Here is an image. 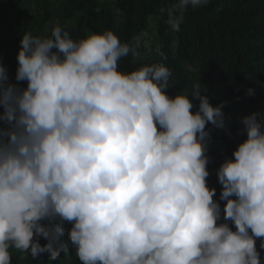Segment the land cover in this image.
<instances>
[{
  "label": "clouds",
  "instance_id": "1",
  "mask_svg": "<svg viewBox=\"0 0 264 264\" xmlns=\"http://www.w3.org/2000/svg\"><path fill=\"white\" fill-rule=\"evenodd\" d=\"M207 4L178 0L168 25L179 31L186 9ZM144 35L74 39L57 23L20 40L26 87L0 64V264L11 249L55 261L70 248L80 264H262L264 116L243 117L246 139L216 171L221 208L207 126L227 130L224 105L199 83L169 96L161 62L121 71Z\"/></svg>",
  "mask_w": 264,
  "mask_h": 264
},
{
  "label": "trees",
  "instance_id": "2",
  "mask_svg": "<svg viewBox=\"0 0 264 264\" xmlns=\"http://www.w3.org/2000/svg\"><path fill=\"white\" fill-rule=\"evenodd\" d=\"M117 1L122 8L118 20L112 5L103 0H34L37 16L30 15L25 0H0V64L8 69L9 82L26 86V82L15 80L23 35L42 37L47 29L51 35L55 22L62 27L81 15L87 33L111 30L122 42L144 33L139 56L123 58L121 71L161 62L172 71L169 96L182 89L191 91L199 83L213 106L224 105L227 130L207 126L211 129L208 186L216 188L214 199L223 208L216 171L246 139V134H241L243 117L254 112L264 116V0H208L207 6L185 10L179 31L167 23L168 9L178 0ZM80 38L82 35L74 37ZM249 89L254 95H249ZM193 103L198 106L199 101ZM65 228L70 229L71 224L65 223ZM61 239L67 241V232ZM39 243L44 246L47 241L41 237ZM259 243L258 239L264 264ZM10 251L12 264H80L74 248L69 256L61 252L55 261L48 253L33 259L15 249Z\"/></svg>",
  "mask_w": 264,
  "mask_h": 264
},
{
  "label": "rangeland",
  "instance_id": "3",
  "mask_svg": "<svg viewBox=\"0 0 264 264\" xmlns=\"http://www.w3.org/2000/svg\"><path fill=\"white\" fill-rule=\"evenodd\" d=\"M26 1V7L30 11L31 16H37L38 12L36 10L34 0H25ZM112 5L114 10L115 18L118 20L119 16L122 14V8L120 3L117 0H103ZM58 22L53 23V26H55ZM153 26V23L151 24ZM66 30L70 32V34L73 36V38L76 35H82V37H85L89 33L86 32L84 27V18L81 15H78L74 20L69 21L65 26H62ZM42 37H47L50 35V30H45L42 34ZM0 36H3L2 31L0 30ZM26 87V86H25Z\"/></svg>",
  "mask_w": 264,
  "mask_h": 264
}]
</instances>
